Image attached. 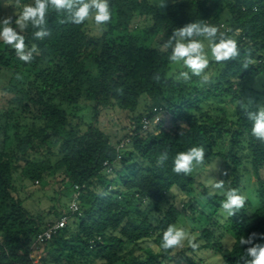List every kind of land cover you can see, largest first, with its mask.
Instances as JSON below:
<instances>
[{
    "label": "trees",
    "instance_id": "16d2710c",
    "mask_svg": "<svg viewBox=\"0 0 264 264\" xmlns=\"http://www.w3.org/2000/svg\"><path fill=\"white\" fill-rule=\"evenodd\" d=\"M172 1L160 10L152 0H109L112 19L100 34L88 30L89 21L61 23L65 17L50 10L49 37L34 40L31 26L24 33L26 44H36L40 50L30 64L0 41L4 79L0 91L9 95L0 107V264H33V256L40 257L39 264H201L195 254L203 249H214L222 264H237L243 254L239 238L264 233V142L252 136V123L240 106L249 99L253 109L260 100L264 105V0ZM137 18L148 21L145 38L133 27ZM200 20L236 38L241 56L226 63L210 60L208 84L195 76L177 83L175 75H169L171 49L153 47L150 41L161 35L162 46L176 27ZM245 53L255 61L246 70ZM142 96L153 105L139 110ZM204 97L229 98L234 117L225 109L205 106ZM80 105L92 117L83 121L84 130L73 123L82 119L77 112ZM155 107L172 118L173 126L162 119L143 129L142 118L153 119L158 113ZM116 108L130 114L128 150L121 146L123 141L114 142L98 126L99 116ZM23 122L29 124L20 133ZM12 129L14 146L9 144ZM225 138L227 151H215ZM193 146L205 148L204 162L220 156L225 187L239 190L243 151L248 153L260 204L253 208L247 199L238 215L227 218L231 245L221 243L215 229L219 223L211 218L220 212L223 196L217 192L208 197L203 186L201 205L193 195L196 172L185 176L172 171L176 153ZM165 150L169 159L158 167L156 159ZM225 171L228 175H223ZM18 172L23 183L32 184L50 185L53 177L61 176L56 194L65 191L71 200L79 186L80 210L64 212L53 204L39 214L31 213L18 194ZM176 192L189 197L181 208L171 198ZM63 214L69 215L66 226L52 240L36 246L37 234ZM203 218L211 221L205 223ZM196 222H203L197 250L187 246L175 254L157 250L169 224L192 233L198 226L189 230L188 225Z\"/></svg>",
    "mask_w": 264,
    "mask_h": 264
},
{
    "label": "clouds",
    "instance_id": "9594fccd",
    "mask_svg": "<svg viewBox=\"0 0 264 264\" xmlns=\"http://www.w3.org/2000/svg\"><path fill=\"white\" fill-rule=\"evenodd\" d=\"M16 3L19 4L20 0H16ZM158 7L160 10L166 9L165 0H159ZM50 10L65 17L60 21L61 23L82 25L85 21L91 20L101 31L105 30L112 19L109 0H33L31 4L23 6L19 15L14 13L15 19L13 16L0 18V41L10 46L20 61L30 64L40 55L36 44H32L31 47L26 44L24 33L31 26L35 30L34 40L43 41L49 37L51 32L47 27V15ZM236 31L238 33L239 29ZM162 49H171L168 60L173 64L182 62L183 68L187 69L179 71L174 76L177 83L191 81L195 76L200 78L202 84H208L210 77L206 69L209 68L210 58L216 63H226L241 56L237 39L205 20L192 21L176 27L162 45ZM254 62L251 54L245 53L242 67L246 70ZM154 78L160 80L159 75ZM117 92L122 94L123 90L117 89ZM252 104L253 101L249 99L247 104L242 101L240 106L246 119L252 123V136L264 142V105L257 104L253 109ZM205 153L203 146H193L186 151L177 152L173 158V173L191 175L204 165ZM168 159V151L161 152L156 159L157 166H163ZM223 175L228 173L225 171ZM207 187L208 197H212L217 192L223 196L220 201V213L225 218L234 217L245 208L247 197L237 188H226L224 180H210L207 182ZM198 235L199 233H191L183 227L169 224L162 233L157 250L164 253L171 251L175 254L176 251L187 246L195 251L202 243L198 242ZM239 246L243 248V254L237 264H264V233L252 232L247 237L242 235L239 238Z\"/></svg>",
    "mask_w": 264,
    "mask_h": 264
},
{
    "label": "rangeland",
    "instance_id": "374dc122",
    "mask_svg": "<svg viewBox=\"0 0 264 264\" xmlns=\"http://www.w3.org/2000/svg\"><path fill=\"white\" fill-rule=\"evenodd\" d=\"M153 2L159 4V0H152ZM172 0H165L166 5L172 3ZM20 6H23L21 4H17L16 0H0V18H3L5 16H13L15 17L14 13L16 15H19L21 8ZM148 21L144 18H137L133 27L138 32H140L141 36L145 38V33L143 29L145 26H147ZM88 30L93 34H100L103 31H101L99 28L95 26V24L89 20L88 22ZM160 38L161 35L154 37L151 39L150 43L153 47H161L160 45ZM210 55V54H209ZM211 60V58H210ZM181 70H187L183 68L182 62L181 64H173L172 63V69L169 73L170 76L177 75L179 71ZM207 74L210 78H212V68L206 69ZM0 81H4L3 77H0ZM9 98L8 94H4L0 91V107L6 105V99ZM203 103L207 107H214V108H221L225 109V112L230 117H234V105L232 104L231 100L229 98H216L212 97L210 99L205 98L203 99ZM259 104H261V100L258 101ZM145 105L151 106L153 105V102L150 100L149 97L142 96L140 100V104L138 109H144ZM78 114H80L82 119L74 120L73 123H79V127L81 130H84L86 125L85 121L89 122L92 120V117L90 115L89 109L85 108V106L80 105V109L77 111ZM165 115L162 113L158 114L160 117V121L163 119L162 122H164L165 125H169L170 127L173 126V120L172 118L164 112ZM168 117H167V116ZM130 114L128 112L116 108L113 111L109 112H103L99 116L98 126L101 130H103L106 134L113 137L114 142L117 141H123L124 146L123 148L125 150L130 149L131 145L127 141V138H125L126 132L129 130V126L131 125L130 121ZM158 120V119H157ZM153 122L155 125L160 123V121ZM84 121V122H83ZM27 123V122H26ZM25 122L22 123V127L19 129L20 133H24L26 128ZM29 124V123H28ZM26 124V125H28ZM128 128V129H127ZM15 129H12L10 131V134L12 135V139L10 140L9 144L10 146H14L16 143L15 137H14ZM228 138V137H227ZM225 138L223 141L219 142V145L216 147L215 151H222L225 152L228 149L229 143L228 139ZM122 148V149H123ZM244 156V167H243V177H242V189L240 192L244 194L248 200L252 202L253 208L257 207L260 202L256 193V190L258 189V186L256 184V181L251 173V165L249 162V158L247 151H243ZM223 159L220 156H215L212 158L211 163L204 162V165L199 167L195 170L196 174L198 175L197 179V189L194 190L193 195L195 196L196 200L199 201L201 205L204 204V200L202 197V194L200 191H202L203 186L207 187V182L213 179H221V173H222V163ZM20 173H17L16 177V187L18 188V194L23 200V205L26 209H28L33 214H39L43 210L49 208L51 205L55 204L58 206V208L61 211L69 212L70 210V203L71 199L69 198V195L67 192L63 191V193L58 196L59 194L58 190L61 189V176H58L56 178H52L50 185H45L43 183H36L32 184L30 180H26L24 183L21 181V177L19 176ZM202 184V185H201ZM209 190V188H208ZM57 193V194H56ZM54 196H57L58 200L53 199ZM176 201L180 208L182 207L184 200L189 198L188 196L183 197L181 193L176 192L174 196L171 197ZM59 201V202H57ZM61 205H59V204ZM208 210V209H207ZM212 221H217L219 225L215 226L216 232L218 233V236H222L221 243L225 245H231L230 242L232 240V236L229 233H226V224L227 218H225L221 213L219 212L216 216H211ZM211 220L203 218V222L208 223ZM202 222V223H203ZM200 222H196L193 224L188 225V229L192 230L194 227L198 226V229H196L192 233H199L201 231V228L203 225ZM232 243V242H231ZM195 256L198 259H201V264H222V257L220 254L216 253L214 249H203L198 251ZM177 264V263H175Z\"/></svg>",
    "mask_w": 264,
    "mask_h": 264
},
{
    "label": "built area",
    "instance_id": "2783aa9c",
    "mask_svg": "<svg viewBox=\"0 0 264 264\" xmlns=\"http://www.w3.org/2000/svg\"><path fill=\"white\" fill-rule=\"evenodd\" d=\"M155 112H158L153 119H151L148 115H145L142 118V127L143 129L148 128V126L157 121H160V117L158 116V114H160V112L162 111L161 108H154ZM127 141H129L127 139ZM124 145V142H122L121 146ZM106 166H108V163H105ZM107 171H111V167H108ZM79 190L80 187L79 186H75L74 192L72 194V200L70 203V211L71 212H77L80 210V199H79ZM69 220V215L68 214H63L61 215L56 221L54 222H49L47 223L46 227L40 231L36 238H35V245L36 246H41L42 244L52 240L67 224ZM40 261V257L38 256H33L32 257V263L33 264H39Z\"/></svg>",
    "mask_w": 264,
    "mask_h": 264
}]
</instances>
